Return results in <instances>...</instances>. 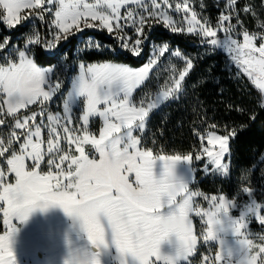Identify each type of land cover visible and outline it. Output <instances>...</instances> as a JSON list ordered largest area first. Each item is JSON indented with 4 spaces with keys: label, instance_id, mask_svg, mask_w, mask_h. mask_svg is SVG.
I'll return each instance as SVG.
<instances>
[{
    "label": "snow or ice",
    "instance_id": "snow-or-ice-1",
    "mask_svg": "<svg viewBox=\"0 0 264 264\" xmlns=\"http://www.w3.org/2000/svg\"><path fill=\"white\" fill-rule=\"evenodd\" d=\"M0 9V24L10 31L29 20L48 29L41 35L34 26L23 48L11 45L10 36L0 41V264H19L21 228L37 211L56 207L70 218L74 234L64 235L62 264H102L101 257L112 250L118 264H193L201 244L209 254L200 264H264V235L257 242L249 230L252 221L264 226V202L254 198L249 176L241 175L246 183L231 197L190 187L197 171L193 159L205 161L200 169L205 176H230L236 128L225 125L219 134L220 126L213 123L197 132L201 143L195 157L156 154L146 146L150 114L179 99L194 67L190 57L163 42L153 44L137 68L81 62L67 92L62 89L68 65L41 67L35 59V48L55 55L61 41L86 29L106 31L120 50L140 57L149 32L159 24L199 37L209 51L226 53L259 90L264 109V19L253 5L224 0L214 23L194 0H0ZM241 13L256 20V31L245 27ZM105 47L116 51L89 38L87 50ZM166 53L182 66L172 65L154 96L136 99ZM58 96L60 110L53 112L50 105ZM77 102H82L78 116ZM181 163L188 165L183 176L177 174ZM193 217L201 222L199 231ZM213 244L218 246L214 254Z\"/></svg>",
    "mask_w": 264,
    "mask_h": 264
},
{
    "label": "trees",
    "instance_id": "trees-1",
    "mask_svg": "<svg viewBox=\"0 0 264 264\" xmlns=\"http://www.w3.org/2000/svg\"><path fill=\"white\" fill-rule=\"evenodd\" d=\"M203 3L204 11L214 14L217 18L224 1L203 0ZM262 3L264 0H239L240 7L251 4L260 18L264 19ZM194 5L200 8V0H194ZM241 19L249 31L257 30L256 20L251 15L241 13ZM34 26L41 35L47 34L46 25L39 20L26 21L11 31L0 24V41L10 36L11 45L23 48ZM89 38L105 46H112L116 51H110L108 47L101 51L87 50ZM163 42L169 43L171 49L179 50L190 57L194 67L186 78L179 99L172 100L151 114L149 131L146 133L148 137L146 146L153 148L156 154L191 153L194 157L201 143L197 132H205L213 123L220 126L219 134H223L225 125L235 127L237 136L230 142V176L226 179L205 176L204 172L200 171L202 164L193 163L197 171L191 188L209 195L226 194L231 197L243 184L240 181L241 175H249L252 172L254 189H262L264 177L258 174L256 168L264 153V109L259 107L260 93L246 77L238 73L235 65L223 51H209V46L201 44L199 37L172 33L162 25H154L149 32L143 53L140 57H133L130 53L120 50L117 42L106 31L85 30L83 34L77 33L67 41H61L58 50H53L55 55L47 53L42 48H35V59L41 67L61 62L71 67L81 62L87 64L112 61L137 68L147 60L151 46ZM172 63L176 64L175 60H169L156 70L141 92H146L147 95L158 92L168 78V66ZM252 116H255V119H252ZM153 134L155 144L152 143Z\"/></svg>",
    "mask_w": 264,
    "mask_h": 264
},
{
    "label": "rangeland",
    "instance_id": "rangeland-1",
    "mask_svg": "<svg viewBox=\"0 0 264 264\" xmlns=\"http://www.w3.org/2000/svg\"><path fill=\"white\" fill-rule=\"evenodd\" d=\"M197 10L202 11L204 15L208 16L213 21V23L215 22L216 18L214 14L212 13L209 14L208 12H205L204 9L201 10L200 8H197ZM23 14L24 13H22V15ZM86 30H93V29H86ZM171 50H175V49H171ZM0 58L3 59L2 53H0ZM13 58H15V54H13ZM169 60H175L176 64L175 63L174 64L176 66L178 64L177 67L182 66V61L179 60V58H176L166 53L165 57L161 58L160 67L158 69H160ZM172 64L168 66L169 67L168 68V73H169L168 78L171 74ZM78 65L79 64H76L71 67L68 65V72L65 77V83H64V88L62 89V92L68 91L70 87L71 77L78 74ZM164 83L162 84V87ZM253 87L255 88L254 85ZM156 93L151 94L149 96H154ZM142 94L147 95L146 92H141V89L137 90V92L135 93V98L140 99ZM169 102H166L165 104L161 105L158 109H160L162 106L166 105ZM60 103H61V100L58 96L55 100V103L50 105L51 110L53 112L59 111L60 109L57 107V105H59ZM32 107H33V110H37L36 106H32ZM81 107H82V102H77L76 104L73 105V111L75 115L78 116L80 114ZM158 109L154 110V112L157 111ZM99 126H100V121L98 119L95 121L94 124L91 125L94 131L97 130ZM193 163H196V164L200 163L202 164V167H203L205 161L201 160L197 162L195 161V159H193ZM187 168H188V165H186L185 163L179 164L177 168V174L183 176L186 173ZM209 168H211V166H209ZM256 168H258V174L260 173L261 177H264V153L262 154ZM156 170L157 172L160 171V162H158ZM248 176H249V182L251 186L255 185L254 182L251 180L252 172L249 173ZM211 177L217 178V179H226V178H220L218 175H215V174L211 175ZM192 185L193 184H191L190 187ZM254 198L257 199L258 202H264V186L262 189H255ZM201 203L204 204L205 207L207 206L206 202H203L202 200H201ZM233 214L236 215L237 213L234 212ZM193 220H194V224L197 230L199 231L201 228V222L196 217H193ZM70 227H71L70 218H68L63 213L62 209H60L59 207L51 208L46 213H41L39 211L34 213L31 219L28 221V223L24 225L20 231L19 244L17 246V255H18L19 264H62V257L65 255V252H66V247L64 243V235L65 233L74 235L73 233H71ZM249 230L251 233L254 234L252 238L256 239L257 242H259L258 237L260 235H264V226H261L258 221H252L249 225ZM171 239L174 240V237H172ZM167 249H168V244L167 242H165V244L162 245V250L166 251ZM217 250H218V246L216 244H213L211 246L212 254H214L215 251ZM113 254H114V250H112V253L102 256L101 257L102 264H118V261H116L113 258ZM203 254H209V249L207 246L201 244L199 246V250L197 254L192 258L193 264H200V258Z\"/></svg>",
    "mask_w": 264,
    "mask_h": 264
}]
</instances>
